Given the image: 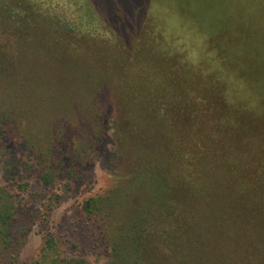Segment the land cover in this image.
I'll return each mask as SVG.
<instances>
[{
    "label": "trees",
    "instance_id": "trees-1",
    "mask_svg": "<svg viewBox=\"0 0 264 264\" xmlns=\"http://www.w3.org/2000/svg\"><path fill=\"white\" fill-rule=\"evenodd\" d=\"M71 1L0 0V128L45 141L55 168L71 138L91 162L111 114L124 170L83 204L110 264H264V0H157L160 17L126 44L86 32L91 11ZM32 50L35 72L23 60ZM91 58L97 70L79 65ZM16 206L0 188V264L20 263L30 232ZM60 245L47 236L32 264H88Z\"/></svg>",
    "mask_w": 264,
    "mask_h": 264
},
{
    "label": "rangeland",
    "instance_id": "rangeland-1",
    "mask_svg": "<svg viewBox=\"0 0 264 264\" xmlns=\"http://www.w3.org/2000/svg\"><path fill=\"white\" fill-rule=\"evenodd\" d=\"M68 1L72 2L66 0ZM82 1L87 9L93 12L92 16L91 13L88 14L92 26L86 25L85 31L92 32L96 28L98 33L101 31L104 35L112 36L113 34L119 37L125 41L124 44L145 28L144 25L148 21L146 17L152 15L160 17L157 0ZM167 13L161 12L160 15L163 14L162 17L168 18ZM166 20L172 21L169 18ZM76 41L80 42L76 48L80 49V52L85 49L99 51V49L94 50L95 47L92 45L89 46V41L78 39ZM109 50V46L102 45L101 51ZM36 54L32 50L31 54L23 59L33 69V72H35L34 68L36 69L37 56H39ZM17 61L21 62L18 57L15 59V62ZM91 63L93 65L84 62L79 65L95 68L94 58H91ZM22 75L25 79L27 72ZM47 86V96L60 94V89L57 92L49 91L50 86ZM80 90H82L81 87L78 88L77 100L81 98L83 92ZM108 99L109 96L104 93L103 101L106 105H108L106 102ZM71 115L70 112L68 125L63 129L64 135L69 134L70 138L77 123L76 118ZM110 116L111 114L107 112L108 121L104 138L100 149L92 156L91 162L77 159L74 156V147H77L79 143L71 138L67 150L60 158L63 165L55 166V168H48L52 164L49 160L45 161L42 156L45 152L43 151L46 147L45 141L27 138L18 125H11L12 128L9 126L0 128V145L8 151L0 162L4 165L0 172V188L13 195L17 205V216L24 219L30 228L19 255V264H32L47 236H54L59 241L62 250L61 257L83 259L88 264H110L109 250L103 236L101 221L94 215H86L83 211L85 200L105 192L118 178L116 173L124 170V167L120 166L121 161L116 158L112 159L118 142L115 126L110 123ZM236 127H238L237 123ZM2 129L5 131L3 132ZM235 130L237 131V128ZM49 170L53 172L54 181L51 185L45 186L41 182V176ZM24 184L25 188L19 187Z\"/></svg>",
    "mask_w": 264,
    "mask_h": 264
}]
</instances>
